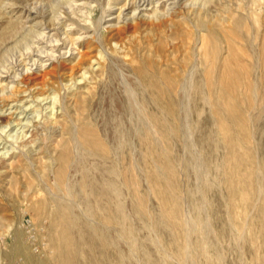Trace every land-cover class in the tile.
I'll return each mask as SVG.
<instances>
[{"label":"rangeland","instance_id":"rangeland-1","mask_svg":"<svg viewBox=\"0 0 264 264\" xmlns=\"http://www.w3.org/2000/svg\"><path fill=\"white\" fill-rule=\"evenodd\" d=\"M151 2L0 0V264H264V0ZM229 42L245 120L193 95Z\"/></svg>","mask_w":264,"mask_h":264},{"label":"bare ground","instance_id":"bare-ground-1","mask_svg":"<svg viewBox=\"0 0 264 264\" xmlns=\"http://www.w3.org/2000/svg\"><path fill=\"white\" fill-rule=\"evenodd\" d=\"M161 1V0H160ZM170 1V0H169ZM135 3V2H134ZM150 3H152L151 2V0H150ZM141 4H143V3H141L140 2V5ZM149 4V3H148ZM209 4V3H208ZM162 5V4H161ZM136 6H138V5H136ZM129 7V6H128ZM145 7V6H144ZM144 7H142V8H144ZM180 7V6H179ZM146 8V7H145ZM170 9V8H169ZM176 10H173V11H171V13H170V21H175L176 19H179V20H181L182 18H184L183 16H184V14H183V11H182V9L181 8H179V9H177V8H175ZM184 9V8H183ZM198 9V8H197ZM201 9V8H200ZM243 10H245V9H243ZM33 11V10H32ZM220 11V10H219ZM228 11V10H227ZM240 11H242V10H240ZM121 12V11H120ZM139 12V11H138ZM122 13V12H121ZM197 13V12H196ZM199 13V12H198ZM197 13V14H198ZM196 14V15H197ZM225 14V13H224ZM247 14V13H246ZM202 15V14H201ZM231 15V14H230ZM210 17V16H209ZM201 18V17H200ZM229 18V17H228ZM245 19H246V17H245ZM117 20V19H116ZM202 20V19H201ZM223 20V19H222ZM229 20V19H228ZM189 21V20H188ZM193 22V21H192ZM195 22V21H194ZM202 22V21H201ZM201 22H200V24H201ZM209 22V21H208ZM218 22V21H217ZM177 23H178V21H177ZM176 22L174 23V24H177ZM185 23V22H184ZM183 23V24H184ZM210 23V22H209ZM213 23V22H212ZM208 24V23H207ZM158 25V24H157ZM214 25V24H213ZM213 25H211V26H213ZM220 25V24H219ZM234 25V24H233ZM242 25V24H241ZM214 26H217V25H214ZM225 26V25H224ZM201 27V26H200ZM247 27V26H246ZM160 28V27H159ZM208 28H209V26H208ZM207 28V29H208ZM219 28V27H218ZM223 28V27H222ZM248 28V27H247ZM224 29H226V28H224ZM229 29H230V27H229ZM229 29L228 30H225V33L224 34H226V35H228L226 32H228L229 31ZM212 30V29H211ZM222 30V29H221ZM245 30V28L242 30V31H244ZM214 31H215V29H214ZM213 31V32H214ZM223 31V30H222ZM221 31V32H222ZM41 32V31H40ZM64 32V31H63ZM70 32V31H69ZM183 32V31H182ZM187 32V31H186ZM207 32V31H206ZM213 32H211V33H213ZM219 32H220V30H219ZM230 32V31H229ZM234 32H235V30H234ZM189 33V32H188ZM187 33V35H189ZM197 33V32H196ZM243 33V32H242ZM180 34V33H179ZM201 34V33H200ZM209 34V33H208ZM222 35H223V33H221ZM230 34V33H229ZM240 34V33H239ZM3 35V34H2ZM67 35H69V34H67ZM66 35V36H67ZM177 35H178V33H174V38H177ZM211 35V34H210ZM225 35V36H226ZM238 35V34H237ZM83 36V35H82ZM186 36V35H185ZM209 36V35H208ZM225 36L223 37V39H225ZM233 35H231V37H232ZM182 37H184V36H182ZM190 37V36H189ZM203 36H201V38H202ZM229 37V36H228ZM171 39H172V37H170ZM186 38H188V37H186ZM230 38V37H229ZM239 38V37H238ZM264 38V37H263ZM178 39H179V37H178ZM240 39V38H239ZM174 40H176V39H174ZM182 40V39H181ZM204 41H205V38L203 39ZM226 41H227V39H225ZM225 40H223V41H225ZM231 40H232V38H231ZM40 41V40H39ZM182 41H184V39L182 40ZM204 41H202V42H204ZM233 41V40H232ZM128 42V41H127ZM206 42V41H205ZM210 42V41H209ZM217 42V41H216ZM73 43V42H72ZM136 43V42H135ZM181 43V42H180ZM212 43V42H211ZM210 43V44H211ZM230 43V42H229ZM228 43V47H226V49L228 50V48H229V51H227V52H230V53H227V54H229L228 55V57L226 56L222 61H221V58H220V63H219V65H218V67L220 68V71L216 74V75H213L212 73V71H211V69L212 68H210V70H209V65H208V69L206 70L205 69V73H203L201 76H203L201 79H202V82L199 80V81H197L196 82V90H195V92L193 93V95H194V99L196 100V102H197V100L199 99H202V97H203V92H205V94H206V100L208 99L211 103H212V105H216V103H217V101L219 100V98L220 99H222L223 101H225L224 103H225V105H224V109H223V105L221 106L222 107V109L223 110H227L228 112H229V114L231 115V117L232 116H234L235 117V119L238 117V116H240L241 117V115L239 114V112H237L238 110L235 108V106H234V104L233 103H231V99H233L232 101H235V104H237V106H238V102L240 101V98L242 97L241 95H239L238 94V84H240V86L242 85V88H244V90H245V92H244V94H243V98H244V100H245V105L246 104H248L249 105V103H251L252 102V90H253V85H254V83H252V81L251 80H249V78H247V75H246V78L244 77L245 76V74L244 75H241V71L240 70H242V69H238V68H236V67H240L241 65H242V63H240L239 64V62H241L240 60H239V57H236V53L234 52V47L231 45L232 43H230L229 44ZM75 44V43H74ZM202 44V43H201ZM204 44V43H203ZM209 44V45H210ZM220 44V43H219ZM226 44V43H225ZM238 44V43H237ZM207 45V44H206ZM205 45V47H207ZM236 45V44H235ZM241 45V44H240ZM226 46V45H225ZM243 46V45H242ZM156 47V46H155ZM157 47H160V45L158 46L157 45ZM202 47V46H201ZM215 47V48H214ZM213 48H214V50H216V46H214ZM212 48V47H211ZM210 48V49H211ZM235 48H236V46H235ZM244 48V47H243ZM260 48V47H259ZM121 49V48H120ZM209 49V50H210ZM217 49H218V47H217ZM236 49H238V47L236 48ZM257 49V48H256ZM155 50V52H156V50L157 49H154ZM160 50H161V48H160ZM160 50H159V52H157V53H159L160 54V56L159 57H161V56H164V55H161L162 54V51L160 52ZM212 50V49H211ZM255 50V49H254ZM263 50V49H262ZM187 51V50H186ZM217 51V50H216ZM238 51V50H237ZM241 51H243V50H241ZM240 51V52H241ZM244 51L246 52V50H245V48H244ZM243 51V52H244ZM256 51V50H255ZM208 52V51H207ZM213 52V51H212ZM218 52V51H217ZM257 52V51H256ZM262 52V51H261ZM152 53H153V51H152ZM209 54H211L210 52H208ZM213 53H215V52H213ZM219 53V52H218ZM242 54V53H241ZM243 54H246V53H243ZM248 54V53H247ZM78 55V54H77ZM158 55V54H157ZM205 55V54H204ZM212 55V54H211ZM211 55H209V56H211ZM216 55H218V54H216ZM224 55V54H223ZM262 55V54H261ZM151 56H152V54H151ZM208 56V57H209ZM213 56V55H212ZM211 56V57H212ZM242 56V55H241ZM250 56V55H249ZM252 56V55H251ZM94 57V56H93ZM146 57H148L147 55H146ZM150 57V56H149ZM203 57V56H202ZM207 57V58H208ZM217 58V57H216ZM215 58V59H216ZM246 58V57H245ZM49 59V58H48ZM63 59V58H62ZM69 59V58H68ZM91 59V61H92V63H91V61H90V63H89V66H93L94 64V62H96V61H93L92 60V58H90ZM209 59V58H208ZM208 59L206 60V61H208ZM212 59H214V58H212ZM241 59V58H240ZM257 59V58H256ZM140 60V59H139ZM217 60V59H216ZM39 61V60H38ZM154 61V60H153ZM153 61H151V63L150 64H152V67H153ZM260 61V60H259ZM78 62H80V60L78 61ZM204 62H205V60H204ZM213 62H214V60H213ZM213 62H212V64L211 65H213ZM219 62V61H218ZM97 63V62H96ZM208 63V62H207ZM259 63V62H258ZM41 64V63H40ZM149 64V63H148ZM157 64V63H156ZM206 64V63H205ZM216 64V63H215ZM214 64V65H215ZM218 64V63H217ZM262 65L264 64V56H263V62L261 63ZM260 64V65H261ZM43 65H44V63H43ZM68 65V64H67ZM77 65H79V64H77ZM257 65V64H256ZM157 66H158V64H157ZM216 67H217V65H215ZM259 66V65H258ZM148 67H150V66H148ZM155 67V69H156V66H154ZM212 67H214V66H212ZM242 67V66H241ZM251 67V66H250ZM264 67V66H263ZM56 68V67H55ZM66 68V67H65ZM160 68V66H158V68L157 69H159ZM242 68H244V67H242ZM31 69V68H30ZM51 69V68H50ZM63 69V68H62ZM154 69V71H156ZM161 69V68H160ZM159 69V70H160ZM215 67H214V74H215ZM250 69V68H249ZM249 69L247 68L246 70L247 71H249ZM143 70V69H142ZM153 70V69H152ZM251 70H252V67H251V69H250V72H251ZM41 71V70H40ZM148 70H145L144 72H145V74H146V72H147ZM163 71V70H162ZM243 71H245V70H243ZM261 71V70H260ZM160 72H161V70H160ZM179 72V71H178ZM178 72H176L175 73V75L176 76H178L179 75V73ZM84 73H85V70L83 71V72H81V74H80V80H81V78H83L84 77ZM149 74L150 73H152V74H150V75H148L149 77H148V79H149V81H150V79L152 80V82H153V84H154V88H156L155 90H156V92L155 93H153V91H152V93H151V95H152V97H153V101L155 102V101H160V100H162V99H164L165 98V95L164 94H166V93H169V92H166V91H171V92H173L174 93V91H175V93H176V80H178L177 79V77L174 75V73H173V75L171 74V73H169V71H166L165 69H164V73L163 72H161L162 74H160L161 75V77L163 78V80H164V82H165V85L163 84V83H161V81H158L156 78H158L155 74H153V72H151V70H150V72H148ZM157 73V72H156ZM202 73V72H201ZM37 74V73H36ZM110 74V73H109ZM144 74V75H145ZM158 74H159V72H158ZM248 74H249V72H248ZM252 74V73H251ZM250 74V75H251ZM86 75V74H85ZM7 76V75H6ZM30 76V75H29ZM43 76V75H42ZM89 76V75H88ZM93 76V75H92ZM146 76H147V74H146ZM199 77V76H198ZM252 77V76H251ZM42 78V77H41ZM245 78V79H244ZM30 79H36L37 81H38V79H40L38 76H34V78H30ZM35 80V81H36ZM41 80V79H40ZM88 80V79H87ZM144 80H146V79H144ZM159 80H160V78H159ZM254 80V79H253ZM31 81V80H30ZM34 81V82H35ZM49 82V81H48ZM74 82V81H73ZM260 82H264V74L260 77ZM146 83V82H145ZM149 83V82H148ZM200 83H203V84H200ZM49 84H50V82H49ZM71 84H72V82H71ZM253 84V85H252ZM262 84V83H261ZM62 85V84H61ZM164 85V86H163ZM12 86V85H11ZM14 86V85H13ZM45 86V85H44ZM64 86H66V85H64ZM150 86V85H149ZM152 86V85H151ZM169 88V90H165V88H167V87ZM194 86H195V84H194ZM239 86V87H240ZM25 87V86H24ZM16 88H19V86L18 87H16ZM153 88V87H152ZM167 88V89H168ZM195 88V87H194ZM22 89V88H21ZM51 89V88H50ZM59 89V88H58ZM24 90V89H23ZM30 90V89H29ZM150 90H152L151 89V87H150ZM37 92V93H36ZM36 92L34 93V94H36L35 95V98H37L38 99V97H40V98H42V99H47V95H49V94H47V92L45 91V90H43L42 89V87L41 88H39L38 90H36ZM166 92V93H165ZM170 92V93H171ZM31 93V92H30ZM22 94H23V92H22ZM28 95V94H27ZM26 95V96H27ZM168 97L169 96H171V94L170 95H168V94H166ZM42 96V97H41ZM174 96V98H172V99H174L175 100V95H173ZM18 97V96H17ZM33 97H34V95H33ZM49 97V96H48ZM167 97V98H168ZM39 98V99H40ZM50 98H51V93H50ZM49 98V99H50ZM170 98V97H169ZM252 98V99H251ZM22 100L21 101H23L24 99H23V96H22V98H21ZM27 98L25 97V100H26ZM34 99V98H33ZM42 99H40V100H42ZM24 100V101H25ZM28 100H30V99H28ZM51 100H52V98H51ZM113 100V99H112ZM165 100V99H164ZM43 101V100H42ZM41 101V102H42ZM54 101V100H53ZM166 101V100H165ZM164 101V102H165ZM176 101V100H175ZM174 101V102H175ZM220 101V100H219ZM34 102V101H33ZM45 102V101H44ZM52 102V101H51ZM162 102V101H161ZM160 103V102H159ZM163 103V102H162ZM162 103H160V105L162 104ZM166 103V102H165ZM173 103V102H172ZM223 103V104H224ZM19 104H21V103H19ZM18 104V105H19ZM26 104V103H25ZM24 104V105H25ZM158 104V103H157ZM168 104H170V103H168ZM176 104V103H175ZM8 105H9V103H8ZM18 105H17V103L16 102H14V103H12V105H10V107H9V109L8 110H10V111H8L9 113L8 114H11V113H14V110L18 107ZM21 105H23V104H21ZM49 105V104H48ZM97 105V104H96ZM154 105H156V104H154ZM29 106V105H28ZM32 106H34V105H32ZM68 106V105H67ZM110 106V105H109ZM165 106V105H164ZM250 106V105H249ZM23 107V106H22ZM30 107V106H29ZM37 107V106H36ZM54 107V106H53ZM160 107V106H159ZM169 106L167 105V108H168ZM173 107V106H172ZM171 107V108H172ZM177 107V106H176ZM239 107V106H238ZM32 108V107H31ZM166 108V107H165ZM166 108V109H167ZM213 109H214V106L212 107ZM48 109V108H47ZM51 109H54V108H51ZM166 109H165V111H166ZM169 109H170V107H169ZM175 109V108H174ZM241 109V108H240ZM31 111H35V109L33 110V109H30ZM161 110V109H160ZM4 111V110H3ZM44 111V110H43ZM101 111V110H100ZM215 111V110H214ZM239 111H242V109L241 110H239ZM11 112V113H10ZM23 112V111H22ZM102 112V111H101ZM160 112V111H159ZM175 112V111H174ZM216 112V111H215ZM2 113V112H1ZM29 113V112H28ZM33 113V112H32ZM104 113V112H103ZM165 113V112H164ZM168 113H170V112H168ZM196 113V112H195ZM217 113V112H216ZM215 113V114H216ZM161 114H162V112H161ZM160 114V115H161ZM171 114V113H170ZM77 115V114H76ZM213 115H214V113H213ZM217 115V114H216ZM230 115H228V116H230ZM78 116V115H77ZM7 117V116H6ZM215 117V119L217 120V123L219 124L218 126H220L221 127V129H223V131L225 130V128H224V126H226V125H224L223 124V119H225V118H223L222 119V117H220V118H216V116H214ZM225 117V116H224ZM49 118V117H48ZM125 118V117H124ZM241 118H243V117H241ZM155 119V118H154ZM164 119V118H163ZM244 119V118H243ZM12 120H13V118H12ZM61 120V119H60ZM238 120H240V119H238ZM245 120V119H244ZM53 121V120H52ZM243 121V120H242ZM225 122V121H224ZM33 123V122H32ZM31 123V124H32ZM40 123V122H39ZM119 123H120V121H119ZM123 123V122H122ZM121 123V124H122ZM161 123V122H160ZM238 123H240V122H238ZM109 124V123H108ZM176 124V123H175ZM15 125V124H14ZM34 125V124H33ZM38 125V124H37ZM177 125V124H176ZM243 125V124H242ZM3 126V125H2ZM18 126V125H17ZM167 126V125H166ZM217 125H215V127H216ZM244 126V125H243ZM16 127V126H15ZM14 127V128H15ZM20 127V126H19ZM27 127H28V125H27ZM39 127V126H38ZM40 128V127H39ZM34 129H36V128H34ZM107 129H109V128H107ZM23 130V129H22ZM25 130V129H24ZM262 130H264L263 128H262ZM227 130H225L224 132H226ZM244 132V131H243ZM9 133V132H8ZM209 135H212V134H209ZM241 135V134H240ZM226 136V135H225ZM96 138V137H95ZM94 138V139H95ZM210 138H211V136H210ZM93 139V138H92ZM91 139V140H92ZM97 139V138H96ZM224 139V138H223ZM231 139V138H230ZM245 139V138H244ZM32 140V139H31ZM91 140H89V141H91ZM207 140V139H206ZM205 140V141H206ZM210 140V139H209ZM88 141V142H89ZM93 142L92 143H94V140H92ZM212 141H213V139L211 140V143H212ZM225 141V140H224ZM215 142H217V141H215ZM97 143V140H96V142H95V144ZM98 143L100 144V142H99V140H98ZM214 144V143H213ZM230 144V143H229ZM32 145V144H31ZM91 145V144H90ZM32 147V146H31ZM1 148V147H0ZM104 149H105V147H104ZM103 149V150H104ZM0 157H1V154H0ZM201 161H202V159H201ZM262 179V178H261ZM258 180V179H257ZM258 187V186H257ZM253 191V190H252ZM63 210V209H62ZM64 211V210H63ZM263 212V211H262ZM220 219V218H219ZM62 220V219H61ZM54 223V222H53ZM56 223V222H55ZM259 223V222H258ZM62 231V230H61ZM55 232H57V231H55ZM66 232H68V231H66ZM65 232V233H66ZM70 233V232H69ZM53 235V234H52ZM67 236V235H66ZM71 237V236H70ZM68 238V237H67ZM63 241V240H62ZM94 242V241H93ZM56 243H60V242H56ZM71 244V243H70ZM95 246V245H94ZM98 246V245H97ZM92 248V247H91ZM97 248V247H96ZM71 252V251H70ZM72 253H74L73 251H72ZM63 255V254H62ZM70 255V254H69ZM66 256H68V255H66ZM72 256V255H71ZM71 258V257H70ZM105 258V257H104ZM97 259V258H96ZM70 260V259H69ZM95 260V259H94ZM92 261L93 260H91V263H92ZM102 261H104V260H102ZM90 262V261H89ZM95 262V261H94ZM89 264V263H88ZM93 264V263H92ZM95 264V263H94Z\"/></svg>","mask_w":264,"mask_h":264}]
</instances>
